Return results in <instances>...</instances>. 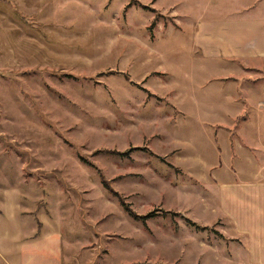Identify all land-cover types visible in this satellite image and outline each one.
<instances>
[{
    "label": "rangeland",
    "instance_id": "obj_1",
    "mask_svg": "<svg viewBox=\"0 0 264 264\" xmlns=\"http://www.w3.org/2000/svg\"><path fill=\"white\" fill-rule=\"evenodd\" d=\"M259 1L0 0V209L61 264H264V62L194 42Z\"/></svg>",
    "mask_w": 264,
    "mask_h": 264
},
{
    "label": "crops",
    "instance_id": "obj_2",
    "mask_svg": "<svg viewBox=\"0 0 264 264\" xmlns=\"http://www.w3.org/2000/svg\"><path fill=\"white\" fill-rule=\"evenodd\" d=\"M255 5L253 8L246 5L247 10L242 8L226 15V18L205 20L196 26L194 42L205 60L264 62V48L259 47V41L264 46V14H261L264 13V0ZM234 13L240 15L232 16ZM252 35H255L253 41L248 37ZM237 38H240L238 40L242 45L238 44ZM234 42L237 46L233 45ZM249 44H255V47H247ZM10 196L11 204L0 209V219L5 218L11 225L10 229L6 228L0 240L1 255L7 254L5 259L9 264H61L56 239L46 236L44 231L38 237H33L36 226L42 225V219L36 220L32 214L23 213L20 196ZM30 223L31 230H24V225ZM10 257L12 258L9 259Z\"/></svg>",
    "mask_w": 264,
    "mask_h": 264
},
{
    "label": "trees",
    "instance_id": "obj_3",
    "mask_svg": "<svg viewBox=\"0 0 264 264\" xmlns=\"http://www.w3.org/2000/svg\"><path fill=\"white\" fill-rule=\"evenodd\" d=\"M101 152L110 153V154H120V153H116L114 151H101ZM122 205L125 208V210L128 212V214L130 216H132L136 220L146 221L147 219H149V218H151V217L154 216L153 213H150L149 215H146V216H139V215L135 214L133 211H131V209L129 208V206L126 205L125 203L122 202ZM198 228L203 229V230H207V228H205V227H198Z\"/></svg>",
    "mask_w": 264,
    "mask_h": 264
}]
</instances>
